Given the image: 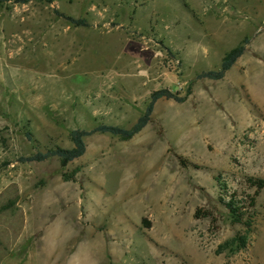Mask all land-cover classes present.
Segmentation results:
<instances>
[{
	"label": "rangeland",
	"instance_id": "374dc122",
	"mask_svg": "<svg viewBox=\"0 0 264 264\" xmlns=\"http://www.w3.org/2000/svg\"><path fill=\"white\" fill-rule=\"evenodd\" d=\"M13 1L0 4V264H264V190L249 227L224 196L248 205V181L264 180V0ZM245 39L222 80L195 79ZM158 91L183 103L158 101L131 140L86 137L63 172L23 162L71 150L74 130H129Z\"/></svg>",
	"mask_w": 264,
	"mask_h": 264
},
{
	"label": "trees",
	"instance_id": "16d2710c",
	"mask_svg": "<svg viewBox=\"0 0 264 264\" xmlns=\"http://www.w3.org/2000/svg\"><path fill=\"white\" fill-rule=\"evenodd\" d=\"M34 1L42 0H14V4L26 5ZM51 4V0H46ZM6 0H0V4L5 3ZM68 22L74 23L77 26H84V21H73L67 19ZM249 44V40H243L236 48L227 53L222 61L221 67L218 71H209L197 74L195 76L196 80L206 79L209 81H220L224 78L226 73L234 66L237 60L244 54L246 47ZM160 100H172L177 104L183 103V99L176 98L167 91H158L151 95L149 105L146 108V112L142 118L129 130L120 129L111 126H98L90 132H84L79 130H74L70 133V141L72 143L71 150L54 149L49 150L45 153H36L33 157L23 160L26 163H42L52 159H58L60 161V168L63 172L66 168L74 161L82 158L86 152V146L84 139L94 134L109 135L112 137H117L123 141H128L141 133L150 123L151 115L153 113V108L155 104ZM28 142H31V136L26 135ZM249 188L254 190L253 196L249 199V204H246L244 200H237L234 198H229L227 193L224 196L228 198L225 203V207L229 214L231 215L232 221L236 224H243L244 227H249V223L243 222V211L250 210L255 207V200L258 198L259 194L264 190V180H252L248 181ZM248 218V217H247Z\"/></svg>",
	"mask_w": 264,
	"mask_h": 264
},
{
	"label": "built area",
	"instance_id": "2783aa9c",
	"mask_svg": "<svg viewBox=\"0 0 264 264\" xmlns=\"http://www.w3.org/2000/svg\"><path fill=\"white\" fill-rule=\"evenodd\" d=\"M257 129V132H255V140L257 139V141H263L264 140V124L262 122H258L255 125L254 130Z\"/></svg>",
	"mask_w": 264,
	"mask_h": 264
},
{
	"label": "crops",
	"instance_id": "0c3cea01",
	"mask_svg": "<svg viewBox=\"0 0 264 264\" xmlns=\"http://www.w3.org/2000/svg\"><path fill=\"white\" fill-rule=\"evenodd\" d=\"M9 224H7L6 226H8ZM1 229H3L2 227H1Z\"/></svg>",
	"mask_w": 264,
	"mask_h": 264
}]
</instances>
